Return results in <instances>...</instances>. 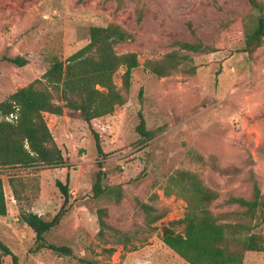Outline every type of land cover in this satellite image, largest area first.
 I'll return each instance as SVG.
<instances>
[{
  "label": "rangeland",
  "instance_id": "1",
  "mask_svg": "<svg viewBox=\"0 0 264 264\" xmlns=\"http://www.w3.org/2000/svg\"><path fill=\"white\" fill-rule=\"evenodd\" d=\"M121 1L118 9L120 0H0V103L41 79L55 59L67 60L85 47L93 26L117 23L134 34L133 42L116 50L136 53L141 64L129 92L124 91L125 105L92 122L103 155L89 125L70 117L66 108L63 116L46 114V121L70 168H0L8 205V216H0V240L21 264H188L162 240L163 227L185 216L186 200L165 195L180 171L196 173L219 193L210 210L222 223H247L253 234L264 235L260 214L246 218L244 209L226 203L230 197L252 200L254 181L264 195V47L250 56L243 52L244 43L228 46L223 33L225 23L240 31L255 28L259 14L247 0ZM190 24L199 40L216 48L192 55L196 74L185 67L162 79L147 72V61L177 49L174 41L196 40ZM16 57L28 64L18 67L5 60ZM125 70L114 77L120 88ZM140 112L155 134L151 140L137 133ZM99 164L107 192L98 198L93 187ZM214 164L231 171L221 174ZM68 173L69 211L46 235V243L66 246L71 254L38 250L36 234L22 223L21 213L53 220L64 203L57 181L65 184ZM139 202L165 214L151 226L155 229ZM100 209L108 210L111 228L128 234L126 246L119 243L124 237L110 229L100 235ZM4 264H13L12 258ZM242 264H264V252H246Z\"/></svg>",
  "mask_w": 264,
  "mask_h": 264
},
{
  "label": "trees",
  "instance_id": "2",
  "mask_svg": "<svg viewBox=\"0 0 264 264\" xmlns=\"http://www.w3.org/2000/svg\"><path fill=\"white\" fill-rule=\"evenodd\" d=\"M83 0H80L82 3ZM251 8L257 12L258 22L253 29L240 31L231 24H224V35L228 38L227 45L244 43V53L252 56L264 47V3L259 0H247ZM123 6L120 0L119 8ZM137 22H142L141 13ZM192 27V34L196 33ZM89 43L70 56L67 60L55 59L41 79H37L26 87L13 93L8 100L0 103V116L16 115L14 121H0V168H30L45 166L48 168H70V158L63 154L56 142L46 114L63 116L65 109H69L72 118L86 122L92 129L97 151L103 155L99 135L94 132L92 122L96 119L113 115L118 106L125 105L132 86L134 70L141 64L136 53H118L116 47L120 44L133 42L136 37L117 23L106 27L93 26L89 30ZM173 45L176 50L165 55L160 60H149L144 69L162 79L178 72L183 67L191 75L196 74L198 67L190 66L193 56L202 53L215 52L216 48L205 45L196 37L193 42L176 40ZM6 61L18 67H25L28 61L22 57L5 58ZM126 68L122 76V87H118L114 77L121 68ZM219 74V72H217ZM140 122L137 133L144 140H151L155 134L147 129V123L142 112L139 113ZM97 181L93 187L96 197L107 192L103 188L105 174L103 165ZM221 174H228L231 170L213 165ZM71 175L68 173L64 184L57 181V187L64 196V203L60 212L51 221H46L38 214L22 212L21 221L36 234L37 249H49L60 254H71L66 246H56L46 243V235L58 227L69 211L71 191ZM14 189V185L11 184ZM111 190V188H109ZM115 192V188H112ZM179 195L187 202L185 216L182 219L164 226L162 240L188 264H242L246 252H264V235L252 233L247 223H222L220 216L214 215L210 206L219 199L217 191L205 186L200 177L190 171H180L170 179L165 189V195ZM121 194L118 195L120 198ZM229 205H238L244 209L246 218H254L260 214L264 222V195L259 185L254 181L252 200L230 197ZM139 206L146 215L147 224L151 227L164 217V213L149 204L139 202ZM107 209L98 211L100 235L110 229L124 239L120 244L126 246L130 242L127 233L111 228L106 222ZM227 215V214H225ZM0 216H8V205L4 188V181L0 175ZM184 227L182 232L176 227ZM152 229H155L151 227ZM113 254L115 250H107ZM11 257L13 264H21L19 257L0 240V264Z\"/></svg>",
  "mask_w": 264,
  "mask_h": 264
},
{
  "label": "built area",
  "instance_id": "3",
  "mask_svg": "<svg viewBox=\"0 0 264 264\" xmlns=\"http://www.w3.org/2000/svg\"><path fill=\"white\" fill-rule=\"evenodd\" d=\"M16 118H17L16 115H11V116H7V117H2V116H0V121H3V120L14 121ZM13 198H14V197H13Z\"/></svg>",
  "mask_w": 264,
  "mask_h": 264
},
{
  "label": "crops",
  "instance_id": "4",
  "mask_svg": "<svg viewBox=\"0 0 264 264\" xmlns=\"http://www.w3.org/2000/svg\"><path fill=\"white\" fill-rule=\"evenodd\" d=\"M136 254H138V253H136ZM134 258H135V260L137 261V263H138V257L136 258L135 256H134Z\"/></svg>",
  "mask_w": 264,
  "mask_h": 264
}]
</instances>
